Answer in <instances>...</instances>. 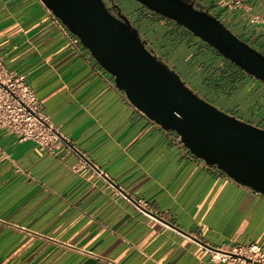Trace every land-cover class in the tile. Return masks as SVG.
<instances>
[{
    "label": "crops",
    "instance_id": "obj_1",
    "mask_svg": "<svg viewBox=\"0 0 264 264\" xmlns=\"http://www.w3.org/2000/svg\"><path fill=\"white\" fill-rule=\"evenodd\" d=\"M246 8L232 23L264 49V25L247 19L264 0ZM72 35L42 0H0L3 64L60 136L48 147L0 127V264H213L204 245L264 250V194L139 110Z\"/></svg>",
    "mask_w": 264,
    "mask_h": 264
},
{
    "label": "water",
    "instance_id": "obj_2",
    "mask_svg": "<svg viewBox=\"0 0 264 264\" xmlns=\"http://www.w3.org/2000/svg\"><path fill=\"white\" fill-rule=\"evenodd\" d=\"M42 1L114 77L133 105L175 131L195 156L264 194V128L200 98L146 47L136 28L110 12L104 0ZM137 1L181 24L264 82V54L216 16L188 0Z\"/></svg>",
    "mask_w": 264,
    "mask_h": 264
},
{
    "label": "rangeland",
    "instance_id": "obj_3",
    "mask_svg": "<svg viewBox=\"0 0 264 264\" xmlns=\"http://www.w3.org/2000/svg\"><path fill=\"white\" fill-rule=\"evenodd\" d=\"M117 1L146 47L159 61L176 72L187 87L218 109L264 128V107L259 105L264 100L262 80L247 72L241 78L230 73L231 65L237 67V64L174 20L151 12L136 0ZM219 8L225 11L219 12L211 7L209 12L224 21L241 40L264 54V49L242 37L238 33L239 29L233 25L232 16L241 9ZM224 60L226 63L221 68L224 74L219 76L217 69Z\"/></svg>",
    "mask_w": 264,
    "mask_h": 264
},
{
    "label": "built area",
    "instance_id": "obj_4",
    "mask_svg": "<svg viewBox=\"0 0 264 264\" xmlns=\"http://www.w3.org/2000/svg\"><path fill=\"white\" fill-rule=\"evenodd\" d=\"M197 1V0H193ZM218 6L226 9H245L246 0H217ZM55 22L66 34L69 28L53 13ZM248 22L264 25V16L249 14ZM72 43L77 44L79 37L73 34ZM0 127L8 128L21 141L32 140L42 145L53 147L60 139L59 132L51 125L40 109L33 88L27 83L25 76L8 70L0 56ZM210 255L213 264H264V250L258 244H240L232 249L203 246Z\"/></svg>",
    "mask_w": 264,
    "mask_h": 264
},
{
    "label": "flooded vegetation",
    "instance_id": "obj_5",
    "mask_svg": "<svg viewBox=\"0 0 264 264\" xmlns=\"http://www.w3.org/2000/svg\"><path fill=\"white\" fill-rule=\"evenodd\" d=\"M137 1V0H136ZM106 7L110 10V12L112 14H114L115 16L121 17L123 20L128 21V23H130L129 18L125 15V13L123 12L122 8L119 5V2L117 0H104ZM139 2V1H138ZM141 3V2H139ZM192 3L195 5L196 8L201 9L202 4L200 2L197 1V3L194 1H192ZM142 4V3H141ZM143 7H147L144 4H142ZM148 8V7H147ZM206 8V7H203ZM149 9V8H148ZM208 9V8H207ZM150 10V9H149ZM205 10V9H202ZM209 10V9H208ZM151 12H154L152 10H150ZM165 17V16H164ZM218 18V17H217ZM224 22V21H223ZM131 24V23H130ZM224 24H226L224 22ZM132 25V24H131ZM133 27V26H132ZM240 34V32H238ZM241 35V34H240ZM253 42V41H252Z\"/></svg>",
    "mask_w": 264,
    "mask_h": 264
},
{
    "label": "trees",
    "instance_id": "obj_6",
    "mask_svg": "<svg viewBox=\"0 0 264 264\" xmlns=\"http://www.w3.org/2000/svg\"><path fill=\"white\" fill-rule=\"evenodd\" d=\"M189 2H192L193 0H188ZM194 2V1H193ZM196 3H197V1H195ZM201 9H205V11H207V12H209V10L207 9V8H203V6L201 7ZM221 12H224L223 10H221ZM210 13V12H209ZM216 17H218V16H216ZM241 34V33H240ZM241 36L242 37H244V38H246L247 40H249V41H251L250 40V36H246V35H244L243 33L241 34ZM252 42V41H251ZM254 43V42H253ZM255 44V43H254ZM225 63H226V61L224 60V63H223V65L220 67V68H218L217 70L219 71V73H220V75L219 76H223V74L224 73H222V70H221V68L225 65ZM237 67H233L232 65H231V67H230V69H229V72L231 73H233L234 75H236L238 78H241L242 76L244 77L245 76V74H247L246 72H245V70H243L242 68H240V67H238V65H236ZM259 105H264V100H262L260 103H259Z\"/></svg>",
    "mask_w": 264,
    "mask_h": 264
}]
</instances>
